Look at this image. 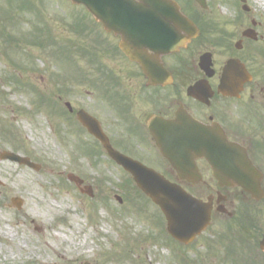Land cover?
Listing matches in <instances>:
<instances>
[{
    "label": "rangeland",
    "instance_id": "374dc122",
    "mask_svg": "<svg viewBox=\"0 0 264 264\" xmlns=\"http://www.w3.org/2000/svg\"><path fill=\"white\" fill-rule=\"evenodd\" d=\"M206 2L203 15L226 32L259 23L262 37L245 62L257 87L252 93L248 86L242 102L244 113L252 114L255 124H264V55L259 53L264 52V0H247L248 11H242L240 0ZM216 36L214 32L211 38ZM38 38L40 45L33 42ZM114 42L85 8L68 0H0V125L8 129L5 137L0 135V151L40 164L35 171L0 162V264L264 263L257 249L264 232L263 205L258 227L248 233L255 239L246 237L242 244L237 237L222 240L218 235L232 237L234 231L227 234L223 221L213 216L205 232L190 244H179L168 236L159 208L143 198L92 137L79 125L59 126V110L64 119L69 117L64 114L66 101L99 115L97 93L88 92L82 71L90 73L87 59ZM235 42L236 36L232 48ZM79 49L90 54L81 56ZM208 49L222 65L224 49ZM64 87L68 92L60 95ZM251 93L259 102L249 98ZM90 145L97 154L89 152ZM70 173L91 186L92 197L67 180ZM11 198H19L20 208Z\"/></svg>",
    "mask_w": 264,
    "mask_h": 264
},
{
    "label": "flooded vegetation",
    "instance_id": "af4514ba",
    "mask_svg": "<svg viewBox=\"0 0 264 264\" xmlns=\"http://www.w3.org/2000/svg\"><path fill=\"white\" fill-rule=\"evenodd\" d=\"M181 11L195 25L198 36L187 39L188 41L185 39L179 48L168 53H160L151 48L141 51L142 55L159 65V69H155L156 82L149 79L141 65L122 53L118 48L119 36L109 34L115 41L114 44L108 45L107 50L88 61L92 69L82 79L84 83L88 81L89 93H97L101 108L99 115L82 107H67L66 113L63 112L69 116L67 119L61 116L59 110V126L79 125L83 133L90 136L77 121L78 109H84L97 119L115 150L159 171L171 181L182 185L193 196L208 201L212 209L211 216L215 215L225 222H233L242 216L246 219L249 217L258 227L257 223L260 222L258 213L260 206H264L263 199L260 201L252 199L238 187L218 185L207 163L201 159L196 163L202 180L198 182L193 178L180 179L174 173L171 164L160 154L150 133L153 119L170 120L176 113L186 112L194 120L205 125L219 124L227 139L241 144L247 150L250 159L262 171L261 186L264 191V124L263 122L255 124L253 115L249 112L244 113L245 107L242 102V95L248 86L252 93L256 89L254 79L252 77L248 84L244 85V90L238 98L219 93L217 85L223 66L217 65L216 54L208 49L211 42L205 30L207 25L202 10H191V17L186 6H181ZM258 26L259 23L253 21L252 27L247 28L250 29V37L244 36V30L222 35L219 42L229 44L222 55L227 58H238L247 65L245 62L251 58L252 45L262 37L257 31ZM235 36L239 46L232 49L231 41ZM207 51L212 55L214 72L211 76L208 75V66L203 69L199 64L201 55ZM195 84L198 86L193 89ZM252 93L249 97L256 101ZM57 132L60 133V130ZM90 137L94 139L93 136ZM101 150L106 156L102 146ZM117 167L124 171L122 167L118 165ZM245 207H249V214L243 212ZM237 235L242 236L239 233Z\"/></svg>",
    "mask_w": 264,
    "mask_h": 264
},
{
    "label": "water",
    "instance_id": "95a60500",
    "mask_svg": "<svg viewBox=\"0 0 264 264\" xmlns=\"http://www.w3.org/2000/svg\"><path fill=\"white\" fill-rule=\"evenodd\" d=\"M70 1L85 6L105 30L119 34L122 38L119 44L120 49L128 57L141 63L150 77L153 65L145 61L146 59L130 46H155L160 48L161 52H167L177 48L175 43L182 41L181 30L191 37L195 33L193 25L183 14H180L179 7L173 0ZM196 1L205 6V0ZM244 1L246 0H242ZM205 60L204 56L201 61ZM209 64L207 56V65ZM248 79L249 75L244 66L237 59H231L226 62L218 87L222 93L234 95L241 88L242 83ZM77 115L82 125L87 127L88 132L101 141L108 155L124 166L137 187L161 208L167 221L166 229L174 239L189 243L195 235L205 229L210 219L209 204L195 199L181 186L169 182L158 172L120 155L109 145L107 137L103 135L92 116L82 110L78 111ZM153 133L161 154L169 160L181 178L199 179L200 174H197L194 162L198 158H203L210 165L218 184L241 187L252 198L263 197L260 189V171L248 159L246 150L237 143L228 141L223 130L216 124L206 127L187 114L177 115L174 120L165 122ZM5 159L27 165L34 170L39 168L38 164H34L27 157L9 151L0 153V160ZM67 177L78 187L80 186L82 180L72 174ZM88 191L87 193L91 195V191ZM12 201L20 206L18 200L12 199ZM260 246L264 250V237Z\"/></svg>",
    "mask_w": 264,
    "mask_h": 264
}]
</instances>
